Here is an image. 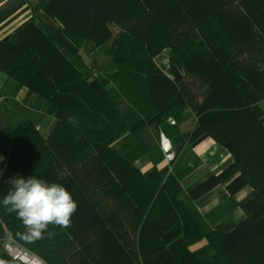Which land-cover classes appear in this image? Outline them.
<instances>
[{"label": "trees", "instance_id": "16d2710c", "mask_svg": "<svg viewBox=\"0 0 264 264\" xmlns=\"http://www.w3.org/2000/svg\"><path fill=\"white\" fill-rule=\"evenodd\" d=\"M44 10L81 67L35 21L0 40V70L42 95L57 119L48 136L30 121L12 130L0 179L9 236L49 264H201L205 252L264 264V0H46ZM123 98L159 121L190 108L197 126L178 134L175 154L212 139L234 157L191 198L220 184L231 194L250 187L239 201L246 218L225 233L206 229L167 185L168 167L145 174L116 150L129 130ZM16 175L64 186L78 204L71 226L21 235L2 204ZM0 264H25L2 239Z\"/></svg>", "mask_w": 264, "mask_h": 264}, {"label": "crops", "instance_id": "0c3cea01", "mask_svg": "<svg viewBox=\"0 0 264 264\" xmlns=\"http://www.w3.org/2000/svg\"><path fill=\"white\" fill-rule=\"evenodd\" d=\"M45 1L0 0V40L8 38L28 23L35 21L55 35L65 52L69 51V48L78 50L67 38L63 28L45 12ZM68 56L75 62L72 54ZM77 61L75 63L81 67L78 59ZM116 91L115 87L111 88L112 94ZM44 103L45 98L42 95L0 70V164L7 162L12 146V130L15 126L30 121L44 136H48L53 130L57 119L43 111ZM118 107L129 130L113 144V147L145 174L157 168L168 167L167 185L194 212L206 229H216L225 233L246 218V212L239 201L249 194L250 187L231 194L224 184H220L198 199L190 196V192L197 185L227 168L234 161V157L225 146L207 139L196 145L185 144L178 155L173 148L175 154L173 159L167 157L161 145V133L170 139L174 147L178 134L186 133L197 126V117L190 108L174 118L159 121L156 119L154 109L140 113L124 98L119 100ZM262 108L264 110V107ZM172 120H175V123H172ZM8 236L0 214V239L4 240ZM199 258L201 264H224L220 257L211 252L202 253Z\"/></svg>", "mask_w": 264, "mask_h": 264}, {"label": "clouds", "instance_id": "9594fccd", "mask_svg": "<svg viewBox=\"0 0 264 264\" xmlns=\"http://www.w3.org/2000/svg\"><path fill=\"white\" fill-rule=\"evenodd\" d=\"M259 103L264 107V101ZM69 122L75 123V117H70ZM7 183L10 189L2 204L22 221L25 232L21 235L40 239L50 225L62 228L71 226L78 204L64 186L35 176L25 178L20 175L11 177Z\"/></svg>", "mask_w": 264, "mask_h": 264}, {"label": "built area", "instance_id": "2783aa9c", "mask_svg": "<svg viewBox=\"0 0 264 264\" xmlns=\"http://www.w3.org/2000/svg\"><path fill=\"white\" fill-rule=\"evenodd\" d=\"M172 123H175V120H172ZM160 141L163 149L167 154V157L173 159L175 154L172 151L173 144L170 141V139L164 133H161ZM6 168H7V162L0 164V179L4 176ZM3 241H4L5 249L14 259L19 260L25 264H49L42 257H40L35 253H32L23 245L16 242L10 236H8Z\"/></svg>", "mask_w": 264, "mask_h": 264}, {"label": "rangeland", "instance_id": "374dc122", "mask_svg": "<svg viewBox=\"0 0 264 264\" xmlns=\"http://www.w3.org/2000/svg\"><path fill=\"white\" fill-rule=\"evenodd\" d=\"M105 40H107V39H105ZM66 53H67V55H68V54L71 55V53H70L69 51H66ZM73 58H74L75 62H78L77 59H76L75 57H73Z\"/></svg>", "mask_w": 264, "mask_h": 264}, {"label": "water", "instance_id": "95a60500", "mask_svg": "<svg viewBox=\"0 0 264 264\" xmlns=\"http://www.w3.org/2000/svg\"><path fill=\"white\" fill-rule=\"evenodd\" d=\"M177 140H179V137H177Z\"/></svg>", "mask_w": 264, "mask_h": 264}]
</instances>
